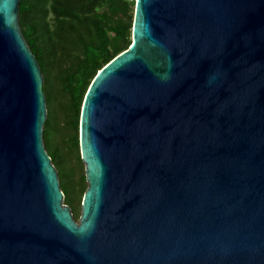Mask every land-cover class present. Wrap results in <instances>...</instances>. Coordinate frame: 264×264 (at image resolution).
I'll return each instance as SVG.
<instances>
[{"label":"water","instance_id":"95a60500","mask_svg":"<svg viewBox=\"0 0 264 264\" xmlns=\"http://www.w3.org/2000/svg\"><path fill=\"white\" fill-rule=\"evenodd\" d=\"M19 3L0 0V264H264V0H136L82 104L79 220Z\"/></svg>","mask_w":264,"mask_h":264},{"label":"trees","instance_id":"16d2710c","mask_svg":"<svg viewBox=\"0 0 264 264\" xmlns=\"http://www.w3.org/2000/svg\"><path fill=\"white\" fill-rule=\"evenodd\" d=\"M135 2L124 0H20L19 24L43 75L48 117L43 139L58 170L64 203L76 220L88 186L79 126L86 92L107 63L132 42ZM67 99L69 132L57 140L59 100ZM76 159V163H72Z\"/></svg>","mask_w":264,"mask_h":264},{"label":"rangeland","instance_id":"374dc122","mask_svg":"<svg viewBox=\"0 0 264 264\" xmlns=\"http://www.w3.org/2000/svg\"><path fill=\"white\" fill-rule=\"evenodd\" d=\"M68 104L69 103H68L67 99H60L59 100V104H58L59 111H58V114L55 118V123L60 128V134L57 136V140L61 141L62 144H64L65 140L67 139L66 133L69 132V128H68L69 126H68V122L66 120L67 114L69 112V108H68L69 105ZM47 117H48V112H47ZM47 117H46V119H47ZM43 128H44V126H43ZM80 154H81V152H80ZM72 161H73L72 163H74V164L77 162L76 159H74Z\"/></svg>","mask_w":264,"mask_h":264},{"label":"built area","instance_id":"2783aa9c","mask_svg":"<svg viewBox=\"0 0 264 264\" xmlns=\"http://www.w3.org/2000/svg\"><path fill=\"white\" fill-rule=\"evenodd\" d=\"M126 2H136V0H124Z\"/></svg>","mask_w":264,"mask_h":264}]
</instances>
